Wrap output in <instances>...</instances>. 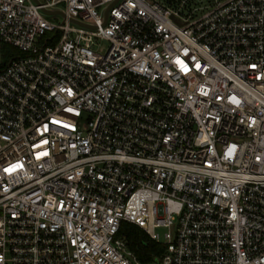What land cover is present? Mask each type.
<instances>
[{"label": "built area", "instance_id": "built-area-1", "mask_svg": "<svg viewBox=\"0 0 264 264\" xmlns=\"http://www.w3.org/2000/svg\"><path fill=\"white\" fill-rule=\"evenodd\" d=\"M186 3L0 0V264H264V0Z\"/></svg>", "mask_w": 264, "mask_h": 264}, {"label": "trees", "instance_id": "trees-1", "mask_svg": "<svg viewBox=\"0 0 264 264\" xmlns=\"http://www.w3.org/2000/svg\"><path fill=\"white\" fill-rule=\"evenodd\" d=\"M3 45L6 43H2L0 48L2 61L7 58V54L2 51ZM117 235L125 239L129 249L133 251L140 264H151L164 250L162 244L150 239L142 229L125 221L120 223Z\"/></svg>", "mask_w": 264, "mask_h": 264}, {"label": "rangeland", "instance_id": "rangeland-1", "mask_svg": "<svg viewBox=\"0 0 264 264\" xmlns=\"http://www.w3.org/2000/svg\"><path fill=\"white\" fill-rule=\"evenodd\" d=\"M186 5L182 8V14L186 15L192 11V16H198L204 11H206L213 3L214 0H186ZM195 8V9H193ZM47 18L53 20V21H59L61 22V16H46ZM107 47V42L104 40L99 41L98 48L101 52H103ZM2 51L5 52L8 55L12 54H18L20 53L16 48L12 47L9 44L3 45ZM4 58V57H3ZM5 60L7 58H4ZM3 59V60H4ZM4 60V61H5ZM2 61V57L1 60ZM160 236L162 235L163 231H165V228L160 227L156 229Z\"/></svg>", "mask_w": 264, "mask_h": 264}, {"label": "water", "instance_id": "water-1", "mask_svg": "<svg viewBox=\"0 0 264 264\" xmlns=\"http://www.w3.org/2000/svg\"><path fill=\"white\" fill-rule=\"evenodd\" d=\"M114 2H112L111 4L108 5V7L105 9L104 11V21L106 19V15H107V10L108 8L113 4ZM46 13H53V12H58V13H61L60 11H57V10H45ZM88 27H92L90 25H87Z\"/></svg>", "mask_w": 264, "mask_h": 264}]
</instances>
